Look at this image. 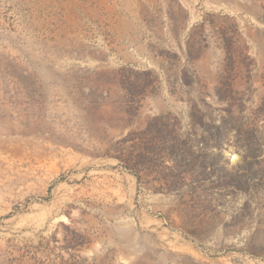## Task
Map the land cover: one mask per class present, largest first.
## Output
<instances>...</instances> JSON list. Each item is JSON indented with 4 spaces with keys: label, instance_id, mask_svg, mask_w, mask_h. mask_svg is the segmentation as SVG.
Here are the masks:
<instances>
[{
    "label": "rangeland",
    "instance_id": "rangeland-1",
    "mask_svg": "<svg viewBox=\"0 0 264 264\" xmlns=\"http://www.w3.org/2000/svg\"><path fill=\"white\" fill-rule=\"evenodd\" d=\"M261 3L0 0V264H264ZM161 115L153 187L116 143Z\"/></svg>",
    "mask_w": 264,
    "mask_h": 264
},
{
    "label": "trees",
    "instance_id": "trees-1",
    "mask_svg": "<svg viewBox=\"0 0 264 264\" xmlns=\"http://www.w3.org/2000/svg\"><path fill=\"white\" fill-rule=\"evenodd\" d=\"M261 9L264 13V0ZM177 130V125L171 122L169 116H155L142 129L123 134L116 143L120 145L117 149L120 153L116 157L138 179L141 178L140 172L145 170L159 173L161 177L150 181L153 187L158 184L173 185L177 177H190L194 173L190 155L193 142ZM155 190H159L158 187Z\"/></svg>",
    "mask_w": 264,
    "mask_h": 264
}]
</instances>
